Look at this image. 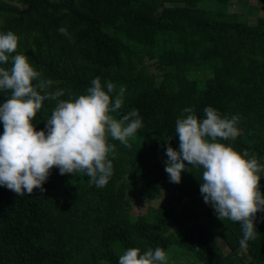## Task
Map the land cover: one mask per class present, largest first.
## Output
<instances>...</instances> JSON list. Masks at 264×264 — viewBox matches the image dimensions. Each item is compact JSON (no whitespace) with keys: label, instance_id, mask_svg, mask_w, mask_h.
<instances>
[{"label":"trees","instance_id":"trees-1","mask_svg":"<svg viewBox=\"0 0 264 264\" xmlns=\"http://www.w3.org/2000/svg\"><path fill=\"white\" fill-rule=\"evenodd\" d=\"M227 2L0 0V33L14 32L17 53L52 81L41 94L63 90L58 99H74L100 77L125 89L122 108L113 115L119 119L138 109L143 120L129 138L131 147L111 141L117 149L110 157L113 175L103 188L83 174L60 175L55 167L43 193L16 196L0 187V264H118L129 247H161L169 264H219L217 244L228 249L223 264H264V212L257 213L255 240L243 248L240 223L218 220L210 205L204 203L200 212L160 207L132 216L124 197L128 190L146 202L155 198L158 183L168 176L165 144L178 150L175 121L187 115L185 108L201 118L207 106L228 118L238 115L240 135L220 142L245 158L264 157V16L253 24L233 21L223 10ZM61 27L71 39L59 34ZM141 58L155 60L159 81L137 64ZM8 95L0 92V104ZM55 103L44 101L33 121L37 131ZM185 164L174 189L182 198H203L202 170Z\"/></svg>","mask_w":264,"mask_h":264},{"label":"clouds","instance_id":"clouds-1","mask_svg":"<svg viewBox=\"0 0 264 264\" xmlns=\"http://www.w3.org/2000/svg\"><path fill=\"white\" fill-rule=\"evenodd\" d=\"M59 34L71 39L65 27ZM19 37L12 31L0 33V92L9 93L0 104V187L16 196L32 195L34 189L45 191L43 184L50 169L57 168L60 175L77 173L89 178V184L105 187L113 175L117 151L111 141L131 147L129 138L143 127L138 109H132L119 119L114 113L122 108L125 89L111 81H91L85 94L74 99H58L63 90L42 91L52 81L42 78L25 54H18ZM17 53V54H14ZM33 81H37L33 84ZM38 89L40 91H38ZM56 101L44 129L37 131L33 124L44 101ZM175 121L178 150L166 146L165 172L169 182L179 184L186 164L202 170L200 193L205 204L214 210L220 221L239 222L243 238L239 244L247 248L255 240L257 213L264 212V193L260 180L264 164L257 154L245 158L233 147L220 141L234 140L240 135V117L222 116L211 106L198 117L194 109L185 108ZM172 139L168 137V141ZM118 264H169V254L161 247L141 251L129 247L118 257Z\"/></svg>","mask_w":264,"mask_h":264},{"label":"rangeland","instance_id":"rangeland-1","mask_svg":"<svg viewBox=\"0 0 264 264\" xmlns=\"http://www.w3.org/2000/svg\"><path fill=\"white\" fill-rule=\"evenodd\" d=\"M214 7L213 3H203V5ZM223 10L228 14L229 18L233 21H241L247 24H253L257 17L264 16V5L256 4L255 0H228ZM137 64L143 66L149 75H152L155 81H159L161 69L156 66L155 60L141 58L137 59ZM191 78L201 77L199 73H192L189 75ZM159 191L152 201L141 200L135 193L125 190L124 197L130 202L129 213L132 216L146 215L149 213V209H163L171 208L176 211L181 206H187L190 209H194L197 212L202 211L204 206L203 198L199 196L184 197L180 196V193L174 189V183L169 182V177L162 179L159 183ZM204 219V217H202ZM219 239L215 238L217 242ZM217 249L221 257L228 253V249L223 244H217ZM179 264H186L184 259L179 260Z\"/></svg>","mask_w":264,"mask_h":264}]
</instances>
